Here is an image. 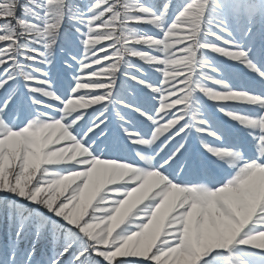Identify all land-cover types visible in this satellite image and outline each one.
<instances>
[{"label": "snow or ice", "instance_id": "obj_1", "mask_svg": "<svg viewBox=\"0 0 264 264\" xmlns=\"http://www.w3.org/2000/svg\"><path fill=\"white\" fill-rule=\"evenodd\" d=\"M0 264H264V0H0Z\"/></svg>", "mask_w": 264, "mask_h": 264}]
</instances>
